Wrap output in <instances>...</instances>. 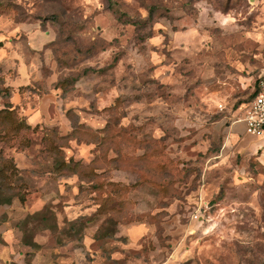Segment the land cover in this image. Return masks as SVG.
Masks as SVG:
<instances>
[{
    "label": "rangeland",
    "instance_id": "rangeland-1",
    "mask_svg": "<svg viewBox=\"0 0 264 264\" xmlns=\"http://www.w3.org/2000/svg\"><path fill=\"white\" fill-rule=\"evenodd\" d=\"M229 50L257 86L264 0H0V207L32 208L7 264H264V148L179 125Z\"/></svg>",
    "mask_w": 264,
    "mask_h": 264
},
{
    "label": "crops",
    "instance_id": "crops-1",
    "mask_svg": "<svg viewBox=\"0 0 264 264\" xmlns=\"http://www.w3.org/2000/svg\"><path fill=\"white\" fill-rule=\"evenodd\" d=\"M259 59V58H258ZM228 64V65H227ZM232 64V65H231ZM206 66L208 71L209 84L207 86V96L203 103L195 108L186 109V111H180L181 120L179 125L182 128H202L205 125H210L212 129H223L225 124H230V133L228 135L227 146L236 147L237 150H244L247 147L264 148V139H257L246 133V124L241 121L234 123L235 116L243 113V111L249 106L250 102L240 104L237 108L228 109L225 113L221 114L220 119L216 121L213 117L217 112V106L224 104L228 108V104L236 101L240 93L249 92L254 97L257 86L253 84L255 81V75L249 76V72L253 69L250 64L246 63V56L244 52L229 50L225 55L222 54L221 58H217L216 55L211 54L206 59ZM230 66H234L241 70L239 73H232ZM264 69L261 71V73ZM246 72V75L243 73ZM261 73L258 75H261ZM257 79V80H258ZM20 93V91H19ZM57 99L53 96L40 105V108L29 114V119L34 126L39 125L41 121H49L52 108L56 104ZM19 103L15 102V105ZM204 104V106H203ZM233 113L230 119V114ZM45 117V118H44ZM228 119V120H227ZM231 120V123L229 122ZM233 120V122H232ZM254 144V145H253ZM257 144V145H256ZM33 207H36L33 206ZM32 208H24L16 203L7 207H0V214H4L7 218L6 221L0 225V264H7V256L13 258L16 256L17 251L21 248L23 232L20 228L19 219L24 215L32 214ZM125 236L128 238V245L125 247L129 250V226L123 229Z\"/></svg>",
    "mask_w": 264,
    "mask_h": 264
},
{
    "label": "built area",
    "instance_id": "built-area-1",
    "mask_svg": "<svg viewBox=\"0 0 264 264\" xmlns=\"http://www.w3.org/2000/svg\"><path fill=\"white\" fill-rule=\"evenodd\" d=\"M217 110L220 113H225L228 108L224 104H220L217 106ZM235 118L237 119L234 120V123L238 120L246 124L247 134L257 139H264V71L259 76L258 85L249 106ZM195 219H198V215H195Z\"/></svg>",
    "mask_w": 264,
    "mask_h": 264
},
{
    "label": "trees",
    "instance_id": "trees-1",
    "mask_svg": "<svg viewBox=\"0 0 264 264\" xmlns=\"http://www.w3.org/2000/svg\"><path fill=\"white\" fill-rule=\"evenodd\" d=\"M16 111L17 107H14L12 103L10 105L5 106L4 108L0 109V127L3 130H8V128H12V126L16 129L19 128V126L22 125V122L16 123ZM14 123V124H13ZM8 125V126H5ZM12 125V126H11ZM27 128H29L30 125H27ZM39 127V125H36L35 128ZM101 208V207H100Z\"/></svg>",
    "mask_w": 264,
    "mask_h": 264
}]
</instances>
